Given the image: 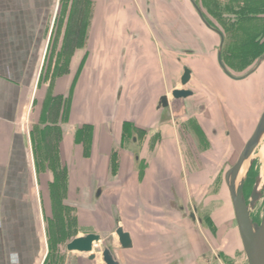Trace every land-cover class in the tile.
Wrapping results in <instances>:
<instances>
[{
  "label": "rangeland",
  "instance_id": "rangeland-1",
  "mask_svg": "<svg viewBox=\"0 0 264 264\" xmlns=\"http://www.w3.org/2000/svg\"><path fill=\"white\" fill-rule=\"evenodd\" d=\"M246 1L254 2L255 5L243 14H262L264 17V0H231L235 5H242ZM224 2L230 0H216L217 13ZM131 3L134 13L137 4L131 0H119L118 3L103 0L102 5L97 0H59L57 3V70H68L70 64L75 67L80 58L79 52L81 54L76 46L81 42H87L89 46L82 50V64L93 62L95 51L105 53L108 50L91 48L106 37L112 44L113 37L118 35L121 48L115 63L119 78L114 81L88 82V89L93 88V94L94 90L97 94H103V105L93 106L98 108L97 114L89 111L91 106L87 107V112H83L80 105L73 106L70 96L66 103L64 98H56L55 109L51 108V104L48 107L55 114L52 118L53 114L49 111L53 127H47L46 124L43 130L32 126L28 130L29 152L39 184L38 195L43 213L41 229L45 254L40 264H79L81 261L88 264L85 259L87 254L69 253L66 244L79 234L97 233L109 237L114 230L116 214L121 217L123 229L139 230L142 221L134 220L136 216L130 212V204L138 201L163 202L166 197L174 206L180 204L181 198L174 192H146V186L158 185L160 188L165 184L179 186V195L186 207H181L179 213L174 212L178 216L182 215L180 217L184 218L185 224L189 225V214L194 213L192 226L201 239L200 264H247L224 174L237 160L262 114L264 62L245 81H234L225 76L218 69L216 61L209 65L208 74L203 65L187 64L195 70V74L185 87L194 90L195 95L189 98L191 101L173 99L170 90L180 87L179 77L182 65L186 63L177 62L174 58L181 57L183 61L184 57L197 59L198 54L192 50L195 49L194 42L192 47H184L185 53H175L179 49L172 47H175V43L170 37L166 42H160L158 26L151 20L148 9L151 1L137 0L142 9L140 17L146 22L142 27L139 18L132 15ZM250 8H254V12ZM177 10L178 7L173 6V12L177 13ZM119 13L121 15L117 17ZM190 13L194 15L191 8ZM118 18L122 23L121 32H112L110 27ZM176 22V17H173L165 23L175 26ZM248 24L263 26L264 20L258 19ZM215 42L217 44V37ZM150 73L158 75V79H148L146 76ZM261 81L262 101L257 91V83ZM83 84L86 82L77 84L73 93L76 99L81 95L80 87ZM162 94L168 95L171 104L156 108ZM200 97H203L202 103L197 101ZM92 99L96 103L95 97ZM192 108L195 110L194 118L187 122L192 115ZM156 113L154 123L148 126L147 122ZM130 119L134 122H129ZM167 120L177 121L178 124L165 125L163 122ZM196 120L205 123V134ZM61 124L76 125V128L63 130ZM92 124L95 131L93 142ZM70 145L71 151L77 150L88 155L89 159L79 160L77 156V160L72 162L63 160L64 154L70 151ZM245 162L243 175L237 184L244 178L243 194L248 202L258 180L261 196L250 209V216L261 218L264 210V136ZM249 165L252 168L246 172ZM76 167L79 170L87 167L91 177H88L81 191L69 193L66 177ZM130 171L131 175L124 179ZM166 175L171 176L166 179ZM118 182L121 186H115ZM99 183L105 186L95 189L94 186ZM116 200L119 210L113 202ZM153 211L163 213L165 209L155 208ZM153 219L160 222L165 218ZM103 246V243L93 246V253H97V259L102 264L100 250ZM112 249L115 255L122 254L121 258L127 264V250H122L115 239ZM67 256H72V259Z\"/></svg>",
  "mask_w": 264,
  "mask_h": 264
},
{
  "label": "crops",
  "instance_id": "crops-1",
  "mask_svg": "<svg viewBox=\"0 0 264 264\" xmlns=\"http://www.w3.org/2000/svg\"><path fill=\"white\" fill-rule=\"evenodd\" d=\"M97 1L102 5L103 0ZM110 1L119 2V0ZM131 1L137 4L134 13V6L132 3L130 5L132 15L139 18L140 27H142L146 22L140 17L141 4H138L137 0ZM144 1L148 2V0ZM150 1L148 9L151 20L158 26L160 42H166L170 37L175 43V47H172L179 48V45L183 47L186 42L192 44L196 40L193 33L198 29L194 23L187 21L185 27V20L181 19L182 12L179 10L177 11L181 14L173 12V6H176L175 0ZM58 2L59 0H0V264H40L45 254L44 235L41 229L43 213L38 195L39 184L32 154L29 152V128L32 126V128L38 127L43 130L46 124L47 127H53L48 107L51 104V108L55 109L56 98H64L66 103L70 96L73 106H82L83 112H87V107L91 106L89 111L97 114L99 110L93 106L103 105L101 100L103 94H97L95 90L93 94V88L88 89V82L114 81L119 78L115 68L121 48L118 35L113 37L112 44L106 37L101 43L91 46L94 50L108 49L109 51L105 53L95 51L94 61L83 64L82 50L89 46L87 42H81L78 47L76 46L81 54L79 52L80 58L75 67L73 68L70 64L68 70H57L55 33ZM120 15V13L117 14V17ZM173 17L177 20L175 26L166 25V20ZM118 22L120 18L111 25L112 32H121L122 23L118 24ZM173 48H171L172 51H174ZM175 53L178 54V52ZM174 59L178 62L177 57ZM208 64L211 65V63ZM146 77L150 80L158 79V75L151 73ZM83 81L86 84L80 87V94L84 93V96L80 95L76 99L73 93L77 89L78 82ZM93 97L97 100L96 103H93ZM156 108H159L158 105ZM50 112L53 118L54 111ZM156 115L157 113L147 122L148 126L154 123ZM129 122L134 120L130 119ZM163 123L170 126L178 124L177 121L170 122V120ZM90 127L93 142L95 139L93 124ZM60 128L69 130L76 128V125L61 124ZM69 148L70 151L64 154L63 160L72 162L77 160V156L80 157L79 160L89 159L88 155L85 156L77 150L71 151V145ZM131 172L126 173L123 178L127 179ZM89 176L91 177V173L89 175L87 167L80 170L76 167L70 170L66 177L67 192L81 191L88 182ZM170 176L166 175L165 178L168 179ZM79 178L83 179L78 181ZM102 185L105 186L104 183H99L94 187L97 189ZM115 186H121V184L118 182ZM146 188L148 190L146 192L149 193H169L170 191L178 195L181 192L179 186L175 184L161 185L160 188L158 185H149ZM113 202L119 210L117 200ZM129 207L130 212L136 216L134 220L142 221V225L139 230L124 229L129 232L132 240L131 248L122 249L127 250V264H200L201 239L200 234L195 232L192 226L195 221L194 213L188 220L189 225L185 224L184 218L180 217L182 215L178 216L174 212L179 213L180 204L174 206L167 197L163 202L162 200L154 203L138 201L130 204ZM155 208H164L166 213L165 211L154 212ZM136 209L142 211L139 212ZM155 217L165 219L158 222L153 219ZM120 224L123 227L121 220ZM115 256L120 264H125L122 254ZM71 257L67 256L69 259H72ZM85 259L88 264H102L98 259H89L88 255ZM79 264L84 262L81 261Z\"/></svg>",
  "mask_w": 264,
  "mask_h": 264
},
{
  "label": "flooded vegetation",
  "instance_id": "flooded-vegetation-1",
  "mask_svg": "<svg viewBox=\"0 0 264 264\" xmlns=\"http://www.w3.org/2000/svg\"><path fill=\"white\" fill-rule=\"evenodd\" d=\"M177 2L176 6L178 7V10L182 12L181 19L186 22H193L198 29V31L195 32L197 37H194L196 40L193 43V48L195 49H192L194 51L193 53L198 54V58L190 60L184 57V61L181 57L177 58L178 62L186 61V63L182 65L180 77L183 73L184 67H187L190 70V78L187 84L195 74V70L186 66L187 64L203 65L207 68L206 72L208 74V63L216 61L218 69L221 70L225 76L234 81H245L256 73V70L264 62V25L258 26L248 23L258 19L264 20V17L262 14L251 16L243 14L244 11L246 12L249 10L248 8L250 6L255 5L254 2L246 1L243 2L242 5H238L237 3V5H235L232 4L230 0V2H224L221 4L222 8H218V13L216 11V0H177ZM190 8L193 11V16L190 15ZM250 9L251 12H254V8ZM201 27L207 30L208 33L203 32ZM216 37L218 38L217 44L215 42ZM187 46L192 47L191 44H185L183 47L178 48V53H185L183 49ZM262 84V81L257 83V91L259 92V98L261 101V92L263 90ZM189 90L192 94L183 99L188 100L189 98L194 97V90ZM197 101L202 103L204 101L203 97H200ZM167 102L169 105V100ZM194 115L195 110H193L192 115L187 122H189L191 118H194ZM181 116L184 115L182 114ZM196 124L204 132L205 123L196 120ZM251 168H249V170ZM178 198H181L180 207L184 209L186 204L183 202V198L179 194ZM189 215L192 217V213ZM251 219L253 222L257 223L260 221V217L258 218L257 216H251ZM95 259H97V253H95V258L91 260Z\"/></svg>",
  "mask_w": 264,
  "mask_h": 264
},
{
  "label": "water",
  "instance_id": "water-1",
  "mask_svg": "<svg viewBox=\"0 0 264 264\" xmlns=\"http://www.w3.org/2000/svg\"><path fill=\"white\" fill-rule=\"evenodd\" d=\"M190 78V70L183 68L180 77V88H173L170 91V97L173 99L185 98L192 92L185 86ZM167 96L162 95L159 99L158 107H167ZM264 135V107L259 117L258 123L249 137L248 141L240 151L235 163L225 172L224 180L228 189V194L232 203L234 219L236 222L238 234L245 253L247 264H264V210L260 221L253 222L251 219L250 209L261 196L258 189V180H256L250 193V200L246 202L243 194L244 178L235 187V178L239 173L242 165ZM247 167L246 172L249 170ZM193 217V213H192ZM115 239L121 249L132 247V240L129 232L125 231L120 224L117 214L114 216V230L109 237H103L102 234L86 233L84 235L72 238L65 246L68 252H79L87 254L89 259H94L93 246L103 243L104 246L100 251V259L104 264H120L112 249V241Z\"/></svg>",
  "mask_w": 264,
  "mask_h": 264
},
{
  "label": "bare ground",
  "instance_id": "bare-ground-1",
  "mask_svg": "<svg viewBox=\"0 0 264 264\" xmlns=\"http://www.w3.org/2000/svg\"><path fill=\"white\" fill-rule=\"evenodd\" d=\"M167 103H168V102H167ZM263 136H264V135H263ZM245 164H246V162L242 165V167H241L239 173L237 174V176H236V178H235V182H234L235 187L237 186L238 179H240V178L242 177V175H243Z\"/></svg>",
  "mask_w": 264,
  "mask_h": 264
}]
</instances>
